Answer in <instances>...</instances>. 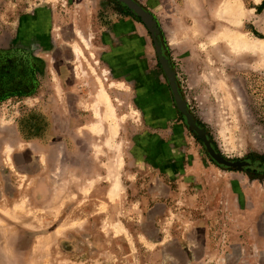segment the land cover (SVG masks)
<instances>
[{"label":"rangeland","instance_id":"rangeland-1","mask_svg":"<svg viewBox=\"0 0 264 264\" xmlns=\"http://www.w3.org/2000/svg\"><path fill=\"white\" fill-rule=\"evenodd\" d=\"M263 2L0 0V264H264Z\"/></svg>","mask_w":264,"mask_h":264},{"label":"bare ground","instance_id":"bare-ground-1","mask_svg":"<svg viewBox=\"0 0 264 264\" xmlns=\"http://www.w3.org/2000/svg\"><path fill=\"white\" fill-rule=\"evenodd\" d=\"M226 11V12H225ZM225 14H229V16H232V18H234V20H236L235 18H238V17H233V14H236L237 13V11L235 10V8H232L230 5L229 6H226V8H225ZM236 11V12H235ZM260 24V23H259ZM236 40L238 39V38H235ZM234 40V39H233ZM244 40V39H243ZM243 40H241V39H238L236 42H237V44H238V47L239 48H243V47H246L247 45H249L247 42H245V41H243ZM75 55H76V53H75ZM96 100H97V102H98V104L99 105H106L107 106V99H106V96H105V94H104V92H103V90L101 89V91L98 93V95H97V97H96ZM108 107H109V105H108ZM108 111V110H107ZM108 113V112H107ZM118 161V160H117ZM117 181V180H116ZM119 189V187H118V182H115V184L113 185V192H111V193H113V195H115V193H117V191H119L118 190ZM117 195V194H116ZM111 197H112V194H111ZM114 198V197H113ZM116 198V197H115ZM110 200H112V198L110 199Z\"/></svg>","mask_w":264,"mask_h":264},{"label":"trees","instance_id":"trees-1","mask_svg":"<svg viewBox=\"0 0 264 264\" xmlns=\"http://www.w3.org/2000/svg\"><path fill=\"white\" fill-rule=\"evenodd\" d=\"M264 7V2L262 3L261 7L259 9H262Z\"/></svg>","mask_w":264,"mask_h":264}]
</instances>
